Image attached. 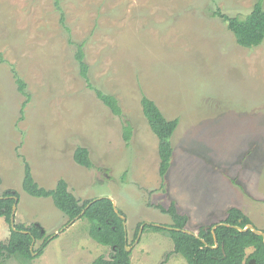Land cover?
Wrapping results in <instances>:
<instances>
[{"label":"rangeland","instance_id":"rangeland-1","mask_svg":"<svg viewBox=\"0 0 264 264\" xmlns=\"http://www.w3.org/2000/svg\"><path fill=\"white\" fill-rule=\"evenodd\" d=\"M57 1L69 33L56 0H0V195L16 191L14 222L37 223L50 235L41 255L0 264H92L112 251L92 240L86 219L67 222L50 197L22 189L24 162L46 189L64 179L79 203L112 199L125 218L131 264H187L166 233L142 229L135 241L141 222L171 224L156 204L173 201L193 233L231 206L264 231V39L240 46L214 15L243 17L256 0ZM82 42L91 83L117 98L129 140L121 116L79 74L74 54ZM13 71L30 95L23 112ZM142 94L179 120L163 179ZM78 146L91 167L74 161ZM9 226L0 217V242Z\"/></svg>","mask_w":264,"mask_h":264},{"label":"trees","instance_id":"trees-1","mask_svg":"<svg viewBox=\"0 0 264 264\" xmlns=\"http://www.w3.org/2000/svg\"><path fill=\"white\" fill-rule=\"evenodd\" d=\"M56 6L60 12L59 23L69 33V27L65 23L64 12L59 7L57 0ZM214 15L225 22L227 28L233 33L235 41L240 46L252 48L259 45L264 39L263 0H256L250 12L243 17L229 16L219 10L215 11ZM83 47V42L76 44L74 54L80 76L87 82V87L94 91L96 97L114 115L120 117L122 111L117 98L111 93H106L93 87ZM13 77L17 85V92L25 96V100L22 103L23 107L21 108V112H23L30 95L26 93V84L16 71H13ZM140 105L148 126L157 138L158 173L163 179L168 171L173 153L170 138L179 120L178 118L167 119L157 104L144 94L141 96ZM120 118L125 124L123 127V138L129 140L132 130L131 125L123 116ZM73 159L79 165L92 166L86 147H76ZM22 189L31 196L50 197L54 206L68 217L67 222H70L83 211L79 218L88 221L89 236L92 240L101 245L109 246L112 250L109 257L106 258L100 255L92 261V264H131L130 252L126 250L127 236L123 220L115 212L112 201L109 198L89 199L79 203V200L68 190V184L64 179H59L52 190L46 189L34 180L28 162H24ZM18 196V193L14 190H5L0 195V217H4L9 224L12 206L16 202L15 198H17L18 202ZM155 207L170 216L172 222L167 226L172 228L168 229L153 223L141 222L140 225L143 224V230L149 229L166 233L173 242V252L181 255L187 264H264V242L262 236L254 234L250 229L239 230L234 227L243 228L247 223H252L250 218L240 208L236 206L227 208L224 218L217 222L229 225L218 224L214 232L211 231V227L216 223L207 225V229L203 225L199 227L196 233L197 236H195L183 230L186 229L188 218L185 214L177 211L173 201L167 207L160 204H156ZM119 213L121 212L119 211ZM42 230V227L37 223L30 225L15 223L14 229L9 226L10 235L7 242H0V258L15 257L22 261H29L35 258L32 252H35L36 256L41 255L44 246L47 244L46 241L50 239V235H44ZM213 236L217 242V247L215 248L211 247L215 243ZM33 238L35 240H43L39 248L34 251L30 249V243ZM247 249L250 250L247 251Z\"/></svg>","mask_w":264,"mask_h":264},{"label":"water","instance_id":"water-1","mask_svg":"<svg viewBox=\"0 0 264 264\" xmlns=\"http://www.w3.org/2000/svg\"><path fill=\"white\" fill-rule=\"evenodd\" d=\"M99 198H101V197H99ZM16 200V202L13 204V206H12V211H11V214H10V225H11V227L14 229V224H15V222H14V213H15V208H16V204H17V198H15ZM95 199H97V198H95ZM95 199H92V200H95ZM111 201H112V205H113V208H114V210H115V212L122 218V220H123V226H124V229H125V231H126V224H125V218H124V216L121 214V213H119V211H118V209L116 208V205H115V203H114V201L112 200V199H110ZM83 213V211H81V213L79 214V215H81ZM79 215H77L76 217H74V219H78L79 218ZM74 219H72L71 221L73 222L74 221ZM70 221V222H71ZM218 224H226V223H216V224H214L212 227H211V231L212 232H214V229H215V227L218 225ZM156 225H158V224H156ZM226 225H229V224H226ZM164 227H166V228H168V229H171L172 227H170V226H164ZM235 228H237V229H239V230H247V229H250L251 231H253L254 232V234H256V235H261L262 236V238H263V242H264V231L263 230H260V229H258V228H256L252 223H247L243 228H241V227H238V226H234ZM206 229L208 228V226H206L205 227ZM142 229H143V224L140 226V229H139V232H138V235H137V237L135 238V241H137V238L140 236V233H141V231H142ZM185 232H187V233H192V234H194L195 236H197L196 235V233H193V232H191V231H189V230H186V229H183ZM213 235V234H212ZM52 237V236H51ZM214 237V236H213ZM33 241H35V239L33 238V240H32V242L30 243L31 245H30V249H32V243H33ZM214 245H212L211 247L212 248H215V247H217V242H216V238L214 237ZM129 249H130V247H128L127 245H126V250L127 251H129ZM32 254H35V252H32Z\"/></svg>","mask_w":264,"mask_h":264}]
</instances>
